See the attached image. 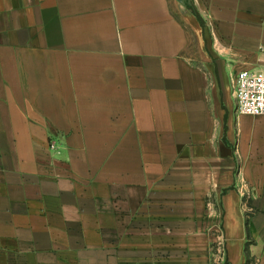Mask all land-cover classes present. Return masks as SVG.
<instances>
[{
  "label": "crops",
  "instance_id": "0c3cea01",
  "mask_svg": "<svg viewBox=\"0 0 264 264\" xmlns=\"http://www.w3.org/2000/svg\"><path fill=\"white\" fill-rule=\"evenodd\" d=\"M243 69L264 0H0V264H264Z\"/></svg>",
  "mask_w": 264,
  "mask_h": 264
},
{
  "label": "built area",
  "instance_id": "2783aa9c",
  "mask_svg": "<svg viewBox=\"0 0 264 264\" xmlns=\"http://www.w3.org/2000/svg\"><path fill=\"white\" fill-rule=\"evenodd\" d=\"M237 109L242 113L264 115V72L239 71L234 80Z\"/></svg>",
  "mask_w": 264,
  "mask_h": 264
},
{
  "label": "rangeland",
  "instance_id": "374dc122",
  "mask_svg": "<svg viewBox=\"0 0 264 264\" xmlns=\"http://www.w3.org/2000/svg\"><path fill=\"white\" fill-rule=\"evenodd\" d=\"M218 246H219V245H216V248H218ZM216 248H215V249H216ZM220 248H221V252L224 254V253L226 252V248H225L224 243H222V244L220 245ZM216 251H218V249H216Z\"/></svg>",
  "mask_w": 264,
  "mask_h": 264
}]
</instances>
